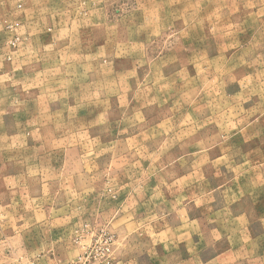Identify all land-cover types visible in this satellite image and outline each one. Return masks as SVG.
Segmentation results:
<instances>
[{"label": "rangeland", "instance_id": "1", "mask_svg": "<svg viewBox=\"0 0 264 264\" xmlns=\"http://www.w3.org/2000/svg\"><path fill=\"white\" fill-rule=\"evenodd\" d=\"M0 264H264V0H0Z\"/></svg>", "mask_w": 264, "mask_h": 264}]
</instances>
